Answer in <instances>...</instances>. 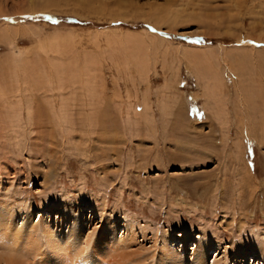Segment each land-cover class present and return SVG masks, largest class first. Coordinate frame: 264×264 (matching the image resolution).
I'll return each instance as SVG.
<instances>
[{"label": "rangeland", "instance_id": "obj_1", "mask_svg": "<svg viewBox=\"0 0 264 264\" xmlns=\"http://www.w3.org/2000/svg\"><path fill=\"white\" fill-rule=\"evenodd\" d=\"M28 77L43 112L0 125V264H167L168 234L188 264L211 239L204 264H264V0H0V85ZM113 222L127 245L98 261Z\"/></svg>", "mask_w": 264, "mask_h": 264}, {"label": "bare ground", "instance_id": "obj_2", "mask_svg": "<svg viewBox=\"0 0 264 264\" xmlns=\"http://www.w3.org/2000/svg\"><path fill=\"white\" fill-rule=\"evenodd\" d=\"M255 38V37H254ZM252 39V37L250 38V37H248V39H245V40H243V41H241L240 39L238 40L239 42H241V43H244V42H251V41H253L254 43H256L254 40H251ZM257 40V39H256ZM252 48H256V47H254V46H252ZM243 57V56H242ZM238 59H240V58H238ZM238 62V65L239 66H241V64H242V62L240 61V60H238L237 61ZM241 62V63H240ZM22 65H26L27 67H29L30 68V66L29 65H27V64H25L24 63V61H23V63H22ZM246 65V64H245ZM244 65V66H245ZM238 66V67H239ZM58 69H59V72L60 71H64V70H66L65 68L63 69L62 68V66L61 67H58ZM62 69V70H61ZM241 69V68H240ZM239 69V70H240ZM243 69V68H242ZM29 71H31V70H28L27 72H29ZM205 72V71H204ZM249 72H252V71H250L249 70ZM245 72H242V74H244ZM206 75L207 76H209V78H210V81H209V83L207 84V87H208V89H207V91L209 92H207L208 93V97H210L211 99H215V89L213 88L215 85V87L216 88H218L219 89V87L221 86V85H219L220 83L221 84H223V82H221V80L223 79L222 78V76H221V74H220V72H218V74L215 72V71H212L211 72V70L208 72V71H206ZM38 78H40V77H38ZM61 78V77H60ZM34 80H35V78H33ZM218 79V80H217ZM220 79V80H219ZM34 80H31V79H29V77L27 78V80L26 81H24V82H26L25 83V85L24 86H22V83H21V85L19 86V85H3V84H1L0 85V93H1V95H2V101L6 104L7 103V105H5L6 107H5V111L6 112H4V114L2 115V116H0V125L2 126V125H5L6 127H12V128H15L14 126H19V125H24L25 124V122H24V120L25 119H23L22 118V120L20 119L21 118V116H22V114L24 113V112H27V116H28V119L29 120H32L33 118H34V112H35V114H40L41 115V113L43 112V110H42V108H41V105H40V107H37V109H35V107L33 106V104H32V100L30 99V94H32V91H30L29 90V87L31 86L32 87V85H31V83L32 82H30V81H33L34 82ZM37 80V79H36ZM27 82H29V83H27ZM36 83V82H35ZM26 84H29V85H26ZM37 84V83H36ZM252 84V83H251ZM217 85H219V87L217 86ZM29 86V87H28ZM33 86H34V84H33ZM42 86V85H41ZM213 86V87H212ZM41 88L40 86H39V84L37 85V87L35 86V87H33L34 89L36 88ZM38 88V89H39ZM33 89V90H34ZM37 89V90H38ZM89 89H91V88H89ZM244 96H245V98H248V99H253L255 96L254 95H256V93H255V91H254V88L253 87H251V85L249 86V85H247V86H245L244 87ZM243 90L242 91H240V92H242V96H243ZM36 91V90H35ZM92 90H90V93L92 94L93 92H91ZM259 92V91H258ZM261 92H262V90H261ZM260 92V93H261ZM263 93V92H262ZM264 94V93H263ZM57 95V94H56ZM258 95H259V93H258ZM11 96L13 97V96H16L17 97V102H16V104L11 100ZM252 96H254L253 98H252ZM262 96H264V95H262ZM251 97V98H250ZM261 97V96H260ZM24 98H26V100H27V102H25L24 101ZM244 98V97H243ZM255 99V98H254ZM252 101V100H251ZM253 102V101H252ZM63 105V104H62ZM64 107V106H63ZM65 111V110H64ZM63 113V112H62ZM17 117H19V120L18 121H16V119L15 118H17ZM24 117V116H23ZM179 117V116H178ZM41 118H42V116H41ZM151 121V120H150ZM30 122V121H29ZM17 124V125H16ZM1 126H0V128H1ZM4 127V126H3ZM16 129V128H15ZM52 209V208H51ZM70 215V214H69ZM52 216V215H51ZM7 217H9L10 219L12 218L10 215H8ZM2 217H0V219H1ZM70 218V217H69ZM6 218H4V220H5ZM13 219V218H12ZM9 220V219H8ZM11 224V226L12 225H14L13 223H10ZM42 224H44L45 226L43 227V233L46 235V236H52L53 235V232H55L56 233V231L58 232L59 231V229H55V227H54V225L53 224H51V223H48V219L47 218H45V217H43L42 218ZM5 225V224H4ZM60 226V225H59ZM110 226V225H109ZM116 224H114V222H113V224L111 223V227L113 228L112 229V232L111 233H104V234H102L100 237V243L98 244L97 243V247H95L94 249H96V251H97V254L98 255H95V256H97V260H98V258L99 259H101L102 257H104V255H106L107 253H106V251H107V247H110V243H112L113 244V246L115 247V246H117V248H124V247H126V245H127V241L126 240H121V241H117L116 240V236H115V231H116ZM110 227V228H111ZM12 229H15L16 227H11ZM38 229V226L36 225V224H30L28 227H27V230L26 231H23V230H18L17 232H18V235H16L15 233V231H12V233L13 234H15V238L14 237H11L12 238V243H14V244H18V243H20L21 241H23L24 239H26L25 238V236L24 235H27V236H30V234H31V236H32V234L34 235V234H36V230ZM53 231V232H52ZM61 231V230H60ZM6 232V231H5ZM108 232V231H107ZM58 234V233H57ZM9 235V234H8ZM69 235V234H68ZM62 237V236H61ZM65 237V236H64ZM180 237H181V239L182 240H186V232L185 233H182L181 235H180ZM58 238V237H57ZM73 237H67L66 238V240H63L62 238V240L63 241H60V244H61V246H63V248H62V250L59 248L60 246H59V242H56L55 244L57 245V246H59L58 248H56V252L58 253V257H61V258H64V255L66 254V260H68V261H70V262H72L73 261V258H75L74 256H76V257H78V254L80 253V250H79V247L77 248V249H75L74 251L72 250V247H67V249L66 248H64V246L65 245H68V246H70V242H72L73 241V239H72ZM172 238H176V236L175 235H172V234H168L165 238H164V241H163V247H162V252H163V254H164V256L166 257V259L168 260V262H167V264L169 263V264H188L187 262H186V260L185 261H183V256H182V251H179V250H176L174 247H173V240H172ZM32 239V238H31ZM27 240H30V238L29 239H27ZM58 240V239H57ZM90 243L91 242V237L89 236V235H87V239H86V242H85V244H87V243ZM213 239H211L210 240V242H208V246L206 245V246H202L199 242H194V244H193V246H194V249H195V251L197 252V254L198 253H200V255H199V258L198 259H196V260H194V262H193V264H204L205 263V257H206V253H207V249H209L208 247L209 246H211L212 244H213ZM73 243V242H72ZM31 244H32V242H31ZM91 244V243H90ZM19 245V244H18ZM17 246V245H16ZM94 246V245H93ZM204 247V248H202V247ZM263 246V245H262ZM110 248H112V247H110ZM109 248V249H110ZM74 249V248H73ZM53 250V249H52ZM118 250V249H117ZM245 250V249H244ZM260 252H264V248H260V249H258ZM258 250H257V252H258ZM55 251V250H54ZM60 251H62V252H60ZM53 252V251H52ZM116 252V251H115ZM32 254H35V253H32ZM55 254V253H54ZM56 255V254H55ZM57 256V255H56ZM100 256V257H99ZM120 258V257H119ZM119 258H118V260H119ZM2 261L4 262V264H26L27 262H28V259H25V255L24 254H20L19 255V253H16V254H13V253H8V254H6V255H4V256H2ZM94 259V258H93ZM117 259V258H116ZM185 259V258H184ZM95 260V259H94ZM121 260V259H120ZM166 260V261H167ZM47 261H49V260H47ZM68 261H67V263H68ZM83 261V260H82ZM99 261V260H98ZM48 263V262H47ZM98 263H101L100 261L99 262H95V264H98ZM238 264H240V263H238Z\"/></svg>", "mask_w": 264, "mask_h": 264}]
</instances>
